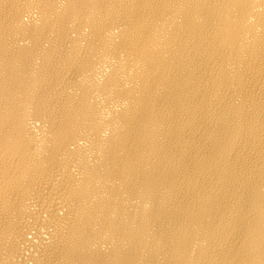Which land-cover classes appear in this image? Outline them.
<instances>
[{"label":"bare ground","instance_id":"6f19581e","mask_svg":"<svg viewBox=\"0 0 264 264\" xmlns=\"http://www.w3.org/2000/svg\"><path fill=\"white\" fill-rule=\"evenodd\" d=\"M0 264H264V0H0Z\"/></svg>","mask_w":264,"mask_h":264}]
</instances>
